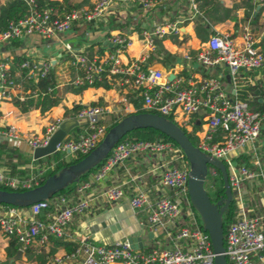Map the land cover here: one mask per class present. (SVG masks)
I'll return each instance as SVG.
<instances>
[{"label":"built area","instance_id":"1","mask_svg":"<svg viewBox=\"0 0 264 264\" xmlns=\"http://www.w3.org/2000/svg\"><path fill=\"white\" fill-rule=\"evenodd\" d=\"M23 1L27 13L0 32V42L30 35L56 38L61 42L60 35L69 30L74 21H98L113 3L130 1L149 12L163 0H95L89 8L65 12L49 6L40 7L35 0ZM188 1L196 13L194 0ZM255 3L260 6L261 0H255ZM164 26L174 35L180 33L177 21ZM258 31L264 32V22L259 24ZM161 33L158 25L151 32H142L148 48L152 47V36H160ZM238 35L240 41L236 43L228 32L211 34L195 54V60L202 66L221 65L225 68L232 87L231 95L225 91L219 76L183 80L173 73V77L168 79L163 71L143 64L146 55L121 65L119 55L130 45V39L118 33L110 36L112 48L102 57L89 59L81 52L68 50L69 65L81 72L73 79L74 84L91 83L102 73L107 78L116 77L134 90L141 89V106L145 110L166 119L170 117L177 126L180 119L185 122L181 124L183 128L196 137L194 146L207 157L220 160L226 169L235 209L233 220L223 231L222 253L226 264H264V218L245 190L262 186L264 192V168L256 155V142L264 123V107L251 109L248 100L239 99L236 93L240 72L263 69L264 53L257 45L255 31L248 25L242 26ZM20 67L27 68V77L36 72L43 76L51 64L49 60H24ZM7 69L6 62L0 61V104L17 86L7 74ZM16 98L21 100L23 97ZM104 110L101 105H80L73 113L79 132L58 142L54 152L85 156L94 149L106 132L101 122ZM61 122V118L55 117L40 132L27 134L20 133L13 125L0 124V138L21 139L31 149L42 147ZM195 122L198 128L193 130ZM245 151L251 155L249 161L247 157L243 158ZM140 153L168 155L160 164L159 184L171 195L150 200L144 192L138 191L128 199L129 208L143 210L146 227L167 246L132 248L126 239L99 243L82 237L70 251L55 255L52 264H214L208 235L188 198V163L180 148L169 141L123 139L116 142L90 173L88 180L78 178L73 182L72 196L55 194L51 200L35 202L22 208L26 209L27 216L0 212V234L4 238L15 236L20 254L30 245L45 246L51 238L65 240L66 227L73 216L86 212L92 204V197L87 192L91 183L101 181L111 168ZM46 167L54 166L49 163L45 167H37L35 172L25 176L8 175L0 169V186L12 191L33 188L40 184ZM99 196L107 202L117 201L123 196L122 187L120 184L107 186L99 191ZM4 209L12 212L14 207Z\"/></svg>","mask_w":264,"mask_h":264},{"label":"crops","instance_id":"2","mask_svg":"<svg viewBox=\"0 0 264 264\" xmlns=\"http://www.w3.org/2000/svg\"><path fill=\"white\" fill-rule=\"evenodd\" d=\"M94 1L69 0L71 4L78 6L76 9L89 8ZM253 2L255 3V0ZM212 6H215L216 10H211ZM258 7L255 3L253 15ZM201 11L210 12L209 15L207 14L206 17L202 18L203 22H201L205 32L203 33L205 36L203 41L195 31L193 21L197 18V12L193 13L189 1L163 0L157 3L149 12L144 11L139 4L130 1L113 3L98 21H74L70 29L60 35L61 42L56 38L45 39L35 35L21 38L18 47H12L8 42H0V61L6 62V59L11 58L12 54H24L31 60L37 61L49 60L54 69L56 87L61 93L59 103L48 110L41 113L37 109H32L21 113L11 102V98L23 97L22 90L17 85L10 90L9 97L0 104L1 126L13 125L22 134L38 133L48 121L55 117L61 118L62 121L74 119L73 113L75 111L72 110L74 105L91 103L104 107L101 122L105 127H108L120 115L133 112V106L125 99V95L133 92L134 89L130 85L121 83L116 77L115 79L106 77V82L111 85L109 88L87 87L80 93L64 90L78 76V72L69 65L68 50L81 52L89 59L102 57L112 48L109 42L110 36L117 33L130 39V45L119 55L121 65L146 55L143 64L163 71L166 76L175 73L176 77H182L183 80L203 76H219L225 91L231 95L233 93L232 87L225 68L221 65L202 66L195 60V54L201 43L214 33L228 32L234 38V41L238 43L240 41L238 33L244 25H248L255 31L257 45L264 53V32L260 33L258 31L259 24L264 22V11H261L258 15L255 25L251 24L250 17L244 18L240 0H211L210 4L201 7ZM174 21L180 24L178 35L170 33L168 28L164 26ZM155 25L161 28L162 33L160 36H152V47L148 48L143 40L142 32H151ZM239 76L236 93L238 95L244 93L249 104L256 100L261 102L264 99V68L242 71ZM254 85L259 86L254 87ZM195 125L198 128L197 122H195ZM78 132L79 127L77 125L72 126L63 139L72 138ZM0 142L6 143L8 147L16 149L20 156L29 159L27 165L17 166L18 169L27 168L28 173H33L37 167H45L49 163L56 166L59 162H68L73 157L68 153L54 152L39 159H32V149L23 140H4L0 138ZM256 148L257 159L264 168V123L260 129ZM243 154V158L246 159L247 157V161H249L251 155L247 151ZM53 155H55V158H53ZM167 156L140 153L114 166L104 179L91 183L87 189L88 194L92 197V204L86 212L73 216L66 227L67 237L65 240L52 239L43 247L36 245H30L29 247L34 249L35 253L41 252L44 255L43 264H52L55 255H62L70 251L74 243L82 237L99 243H110L114 240H127L129 237H137L141 242V248L167 246L148 230L145 225L143 210L134 211L128 206V199L138 191L144 192L150 200L171 195L169 190L162 188L159 184L160 164L168 158ZM1 164L0 169L3 170ZM91 172L87 173L85 177H78L79 180H88ZM115 184H120L122 187L123 196L119 200L107 202L99 196L101 189ZM245 190L257 205V211L264 218L263 187L253 186L251 188L247 187ZM73 194L74 191H70L64 195L70 197ZM119 207L123 208V210H120L121 212L128 211V214L124 217L118 216L115 211ZM106 211L110 212L108 217L96 221L92 225L86 224L83 230H80L81 222L104 215ZM0 212L16 216L28 215L26 209L22 208H14L12 212H8L7 209L3 208ZM123 219L128 220V225L125 228L120 226ZM7 239L0 234V264H38L36 260H27L24 252L20 254L18 259L11 261V258L7 260L4 252ZM64 245H67L69 249H66Z\"/></svg>","mask_w":264,"mask_h":264},{"label":"trees","instance_id":"3","mask_svg":"<svg viewBox=\"0 0 264 264\" xmlns=\"http://www.w3.org/2000/svg\"><path fill=\"white\" fill-rule=\"evenodd\" d=\"M35 1L37 5L40 7L49 6L52 8H56L58 12L70 11L78 7L75 4H71L69 0H60V1L35 0ZM194 2L197 11V16H196L197 18L193 21V25L197 35L203 41L205 39L203 33L205 32L201 22H203L202 18L206 17L207 14L209 15L210 12L207 11L202 12L201 7H203L206 4H210L211 0H194ZM240 4L243 7L244 18L250 17L251 24L255 25L257 22L258 15L260 14L261 11H264V0H261V5L258 7L254 15H253V10L255 8V3L253 2V0H240ZM211 10H216L215 6H212ZM26 13H27V6L23 0H3L2 2L0 0V32L6 29L7 25L10 22H15L19 20L20 18L24 17ZM8 43L12 47H18L20 44V39H13L10 40ZM24 60H31V59L29 57H26L24 54H20V55L12 54L11 58L6 59V62L8 64V69L6 72L9 75V77L13 78L14 82L16 83V85H18L21 88L23 93V98L21 100L14 97L11 98V102L21 113L27 112L32 109H37L39 110V112L42 113L48 110L49 108H51L52 106L57 105L61 100V93L56 87L57 83L54 74V69L51 66L43 76H39V73L36 72L31 74L29 77H27L26 75L27 68L20 67V63ZM78 75H81V72H78ZM99 86L103 88L111 87V85L106 82V77L104 73L100 74L99 79L97 77V79H94L91 83H86V82L80 84L71 83L67 87H65L64 90H70L74 93H80L87 87H99ZM257 86L259 85L256 86L254 85V87ZM139 91H141V89H136L133 92L127 93L125 95V99L133 106L134 110L131 113L150 112L142 108L141 106L142 99L139 95ZM33 94L35 95L33 96ZM238 98L241 100H246L244 93H242V95L239 94ZM90 105H95V104L91 103ZM79 106L80 105H74L72 107V110L76 111L79 108ZM249 106L251 109L261 110L264 107V99L261 102H258L257 100L255 102H251ZM127 114L120 115L118 118H116L108 127H106V130L109 129L112 125H114L118 120H120L122 117L126 116ZM167 119L172 121L170 117H167ZM180 129L184 132V134L186 135L187 139L191 142V144L195 145L196 137L193 135V133L187 132L183 127H180ZM194 129H196V125H193V130ZM123 139L147 140V141L161 140V141H169L175 144L171 139L166 137L164 134L156 130H153L151 128L134 129L132 131H129L120 140ZM82 157L83 156H73L68 162H59L53 168L46 167L43 173L41 174L40 183L49 175L56 173L60 168L67 166L71 163H74ZM53 158H55V155H53ZM28 163H29V159L20 156V154H18L16 149L8 147L4 142H0V164L3 166L4 168L3 171L6 174L20 175V176L28 175L27 168H23V169L17 168V166L27 165ZM94 168L80 175L79 178L85 177L87 173L93 171ZM216 172H217L216 173L217 177L215 180H213V182H211L210 180L207 181L204 180V184H203L205 190H208V187L214 188V200L210 199L212 202H215L223 194L222 180L218 170ZM0 189L9 190L8 188H5L3 186H0ZM70 191H74V184L68 185L67 187L58 191L55 194H66L69 193ZM55 194L49 197V200H51L55 196ZM0 205L3 208H9V207L25 208V207L11 206L7 204H0ZM52 207L53 205H51V208ZM234 214H235L234 203L231 200L221 216L223 231L226 225L233 220ZM52 239L54 238H51L50 240ZM53 243L55 244V241ZM64 246L66 247V249H69L67 245ZM17 248H18V242L16 241V237L9 236L7 239V245L4 248L5 257L7 260L13 257V255L16 253ZM35 252L36 251L34 249L28 246L24 251L25 258L27 260H36L38 264H43L45 260L44 255L41 252L38 253Z\"/></svg>","mask_w":264,"mask_h":264},{"label":"water","instance_id":"4","mask_svg":"<svg viewBox=\"0 0 264 264\" xmlns=\"http://www.w3.org/2000/svg\"><path fill=\"white\" fill-rule=\"evenodd\" d=\"M172 77V75L167 76L168 79ZM76 125L77 122L74 119L62 121L50 135L44 146L32 149V159H39L54 153L55 145L64 138L66 132L72 126ZM141 128H151L164 134L182 151L188 163L186 187L190 204L200 218L202 229L208 235L211 250L214 254L213 263L226 264L222 253L223 228L221 216L231 201V191L227 181L225 166L220 160L207 157L199 151L191 144L179 126L156 113L139 112L127 114L106 130L94 149L76 162L64 166L56 173L49 175L39 185L23 191L0 189V204L28 207L35 202L48 199L56 192L75 182L80 175L96 167L112 146L129 131ZM207 165L216 168L222 180L223 194L215 202L210 200L203 185ZM127 242L132 248H141V242L137 237H129ZM19 257L20 251L17 250L11 261Z\"/></svg>","mask_w":264,"mask_h":264},{"label":"rangeland","instance_id":"5","mask_svg":"<svg viewBox=\"0 0 264 264\" xmlns=\"http://www.w3.org/2000/svg\"><path fill=\"white\" fill-rule=\"evenodd\" d=\"M125 113H127V111H125ZM185 123V122H184ZM183 123V121L180 119L179 120V126L180 127H183L181 124H184ZM217 171V169L216 168H214L213 166H211V165H207V174H206V176H205V181H207V180H210L211 182H213V180H215L216 179V177H217V175H216V172ZM206 192H207V195H208V197L211 199V200H214V188L213 187H208V190H206ZM120 210H123V208H121V207H119V209H117L116 211H115V213H118V216H120V217H124V216H126L127 214H128V211H120ZM109 213L110 212H105L104 213V215H99V216H97V217H95L94 219H89V220H85L84 222H81V224H80V230L82 231L83 230V228H84V226L86 225V224H88V225H92V224H94V222H96V221H99V220H101V219H103V218H105V217H108L109 216ZM126 225H128V220H125V219H123V221L120 223V226L122 227V228H125L126 227ZM118 236V235H117Z\"/></svg>","mask_w":264,"mask_h":264}]
</instances>
